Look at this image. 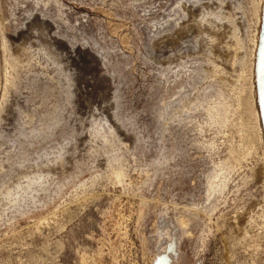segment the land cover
Listing matches in <instances>:
<instances>
[{
    "label": "rangeland",
    "instance_id": "374dc122",
    "mask_svg": "<svg viewBox=\"0 0 264 264\" xmlns=\"http://www.w3.org/2000/svg\"><path fill=\"white\" fill-rule=\"evenodd\" d=\"M262 2L0 0V264H264Z\"/></svg>",
    "mask_w": 264,
    "mask_h": 264
},
{
    "label": "water",
    "instance_id": "95a60500",
    "mask_svg": "<svg viewBox=\"0 0 264 264\" xmlns=\"http://www.w3.org/2000/svg\"><path fill=\"white\" fill-rule=\"evenodd\" d=\"M254 73L258 113L264 133V4L262 9L258 43L256 47Z\"/></svg>",
    "mask_w": 264,
    "mask_h": 264
},
{
    "label": "bare ground",
    "instance_id": "6f19581e",
    "mask_svg": "<svg viewBox=\"0 0 264 264\" xmlns=\"http://www.w3.org/2000/svg\"><path fill=\"white\" fill-rule=\"evenodd\" d=\"M199 2V1H198ZM263 4H264V0H263V2H262V6H263ZM258 37H259V35L256 37V39L254 40V56H255V54H256V47H257V43H258ZM228 103V102H227ZM227 103H226V106H224V113H223V115L221 116L222 117V119H221V121L222 122H224V120L226 119V114L228 113V110L230 109L229 107H228V105H229V103H228V105H227ZM225 105V104H224ZM207 106V105H206ZM206 106L204 107V108H206ZM202 107H203V105H202ZM202 107H201V109H202ZM213 107V106H212ZM208 108H209V110H210V107L208 106ZM208 108H207V110L206 111H208ZM204 110V111H205ZM230 111V110H229ZM211 112H213V111H211ZM210 113V112H209ZM216 121V120H215ZM220 121V122H221ZM215 169H217V167L215 168ZM116 174V173H115ZM211 176V175H210ZM209 176V177H210ZM117 177H120V172L117 174ZM213 178V177H212ZM213 180H214V178H213ZM213 180H211V181H213ZM31 184V183H30ZM209 184V183H208ZM211 184H213V183H211ZM213 186V185H212ZM224 185H221V188L223 187Z\"/></svg>",
    "mask_w": 264,
    "mask_h": 264
}]
</instances>
